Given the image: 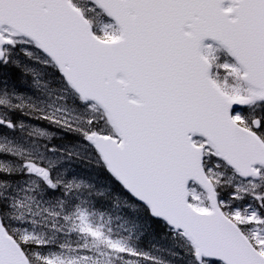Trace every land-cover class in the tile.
I'll use <instances>...</instances> for the list:
<instances>
[{
  "label": "snow or ice",
  "instance_id": "1",
  "mask_svg": "<svg viewBox=\"0 0 264 264\" xmlns=\"http://www.w3.org/2000/svg\"><path fill=\"white\" fill-rule=\"evenodd\" d=\"M177 261L264 264V0H0V264Z\"/></svg>",
  "mask_w": 264,
  "mask_h": 264
},
{
  "label": "trees",
  "instance_id": "2",
  "mask_svg": "<svg viewBox=\"0 0 264 264\" xmlns=\"http://www.w3.org/2000/svg\"><path fill=\"white\" fill-rule=\"evenodd\" d=\"M155 242H156V243H159V244H161V245H163V246H166V247H167V246H170L169 241H167V240H163V239H160L159 236H157V239H156ZM176 264H180V262L177 261Z\"/></svg>",
  "mask_w": 264,
  "mask_h": 264
}]
</instances>
